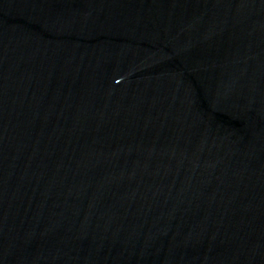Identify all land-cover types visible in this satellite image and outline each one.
<instances>
[{"label":"water","instance_id":"water-1","mask_svg":"<svg viewBox=\"0 0 264 264\" xmlns=\"http://www.w3.org/2000/svg\"><path fill=\"white\" fill-rule=\"evenodd\" d=\"M0 264H264V0H0Z\"/></svg>","mask_w":264,"mask_h":264}]
</instances>
